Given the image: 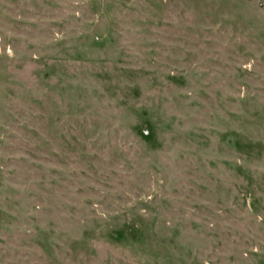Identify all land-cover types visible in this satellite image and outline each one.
<instances>
[{
    "label": "rangeland",
    "instance_id": "obj_1",
    "mask_svg": "<svg viewBox=\"0 0 264 264\" xmlns=\"http://www.w3.org/2000/svg\"><path fill=\"white\" fill-rule=\"evenodd\" d=\"M0 264H264V0H0Z\"/></svg>",
    "mask_w": 264,
    "mask_h": 264
}]
</instances>
